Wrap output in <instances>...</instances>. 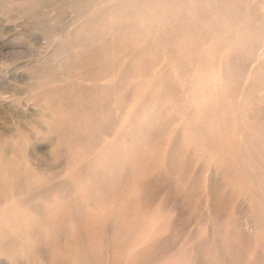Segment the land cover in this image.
Listing matches in <instances>:
<instances>
[{"label": "rangeland", "instance_id": "rangeland-1", "mask_svg": "<svg viewBox=\"0 0 264 264\" xmlns=\"http://www.w3.org/2000/svg\"><path fill=\"white\" fill-rule=\"evenodd\" d=\"M81 2L0 12V264H264V0Z\"/></svg>", "mask_w": 264, "mask_h": 264}, {"label": "bare ground", "instance_id": "bare-ground-1", "mask_svg": "<svg viewBox=\"0 0 264 264\" xmlns=\"http://www.w3.org/2000/svg\"><path fill=\"white\" fill-rule=\"evenodd\" d=\"M11 1H16V0H0V12L8 13L7 11H11V9L7 7V4L11 3ZM20 1L26 2L28 7L27 11H32V12L36 11V17L38 18V26L41 28V30H44L45 17H46L44 11L47 5H49L50 0H20ZM87 5H90V0H82L81 3L76 4V10L80 11L86 8ZM9 144L10 142L5 141V139L0 140V174L12 173L15 171L18 165V156L16 155V152L12 151L10 147H8ZM3 179H4L3 176H1L0 181H3Z\"/></svg>", "mask_w": 264, "mask_h": 264}]
</instances>
